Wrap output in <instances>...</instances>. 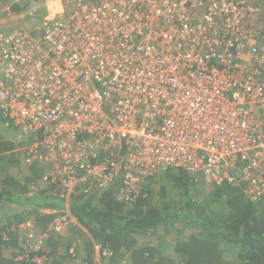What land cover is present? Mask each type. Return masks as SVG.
Here are the masks:
<instances>
[{
  "label": "built area",
  "instance_id": "obj_1",
  "mask_svg": "<svg viewBox=\"0 0 264 264\" xmlns=\"http://www.w3.org/2000/svg\"><path fill=\"white\" fill-rule=\"evenodd\" d=\"M17 5L38 25L6 26ZM1 16L0 125L61 197L119 186L133 201L182 169L264 202L260 0H17ZM61 217L20 223L11 258L50 264Z\"/></svg>",
  "mask_w": 264,
  "mask_h": 264
},
{
  "label": "trees",
  "instance_id": "obj_2",
  "mask_svg": "<svg viewBox=\"0 0 264 264\" xmlns=\"http://www.w3.org/2000/svg\"><path fill=\"white\" fill-rule=\"evenodd\" d=\"M260 2L264 7V0ZM1 115L0 112V117ZM3 131L4 128L0 125V170H6L5 176L0 180V213L8 214L4 221L9 222L2 225L0 221V264H29L17 262L7 256L18 245L16 227L31 216L38 226L46 228L63 213H47L41 208L66 207L79 221L91 228L93 237L102 247L113 252L111 259L116 260V256L123 257L131 252L136 257L135 264H168L163 256L155 254L152 249L137 248L138 238L152 234L160 225L177 228L175 224L181 221V228L184 229L186 223L194 224L201 228L200 235L202 233L204 236L199 238L194 235L189 240H176L175 249L185 259L184 264H264V202L250 201L240 186L227 183L216 187L212 196H215L214 200L221 207L220 213L212 214L207 213L201 205L203 200H193L189 194L190 181L196 176L182 169L156 175L133 201L119 198V186L93 193H85L77 188L71 194L68 206L66 199L61 197L60 191L55 187L36 188L30 192L25 188L27 182L24 181L27 177L24 180L23 175L19 177V173L12 170L9 172L2 165L5 162L14 163L18 170L22 160L19 144L14 137L7 135L10 132L4 134ZM28 167L36 179L42 178L46 170L40 163L29 164ZM171 176L180 184L179 189H185L187 201L178 206L173 205L175 202H168L164 206L155 205L152 194L154 185L160 178ZM33 178L30 176L29 179ZM162 191L164 199L167 191L165 185L162 186ZM23 204L26 206L22 212L11 211ZM69 226L70 232L75 225ZM180 230L182 229H178ZM72 236H75L74 233ZM72 236H68L66 244H60L65 238L57 237V233L48 238L50 264H67L74 260L90 263L86 257L78 255V240L75 242ZM63 244L67 247L66 250L58 248ZM73 247L75 256L71 252ZM225 251L233 252L232 260L226 257Z\"/></svg>",
  "mask_w": 264,
  "mask_h": 264
},
{
  "label": "rangeland",
  "instance_id": "obj_3",
  "mask_svg": "<svg viewBox=\"0 0 264 264\" xmlns=\"http://www.w3.org/2000/svg\"><path fill=\"white\" fill-rule=\"evenodd\" d=\"M12 1H17V0H0V7L4 4H8V3H11ZM261 1V0H260ZM15 11L18 12L19 16H18V22H8L6 24V26H11V25H14L15 23H19V24H23V25H27V26H30L33 24L34 25H38V22L39 21H33L32 17L26 13V11L24 12V9L22 6H16L15 7ZM6 19L5 16H1L0 17V20L1 19ZM5 132H10L9 134H7L10 138H13L14 135L12 133V131H6L4 130L3 133L6 134ZM19 157V156H18ZM20 159V157H19ZM3 166H5V168H7V170L10 172L11 170L12 171H15L17 173H19V177L20 175H23V178L25 180V177H27L26 181L24 182H27V185H26V190L32 192L34 191V189L36 188H49L51 186H49L50 184L46 183V181L44 180V178H33L34 176L31 175V173L29 172V169H28V164H26L25 162H23L21 160L20 164H19V169L17 170V168H15V164L14 163H9V162H5L2 164ZM6 171V170H5ZM4 170H0V180L5 176V172ZM30 176L34 179H29ZM42 177V176H41ZM160 181L157 182L155 185H154V191H152V194L154 196V199H153V202L155 203V205L157 206H164V204L168 203V202H175L173 205L175 206H178L180 204H183L187 201V198L185 196V189H179V186L180 185L177 181H176V178L174 179L172 176L171 177H167V178H160L159 179ZM22 182V183H24ZM165 185L167 187V191L165 192L166 193V197L164 199H162V186ZM216 189L215 186H212V185H208L204 180H203V177L202 176H197V177H194L192 179V181H190V193L193 200H203V203L201 204L204 208H205V211L207 213H217L219 212L220 213V210L219 208L221 206H218L219 203H217L214 199H215V196H212L214 194V190ZM70 200V198H69ZM69 200L66 199V204L69 206ZM161 202V203H160ZM25 204L19 206V207H16V208H12L11 211L12 212H22L25 208ZM224 207V206H223ZM7 211H8V208L6 207ZM55 210V209H54ZM60 211L63 213L62 217H61V223L62 224H66V225H63V227H61V233H64L65 236V240H62L60 241V244L61 243H66L68 240H66L69 236V238L72 236L71 232L67 231L68 227H67V224L68 226L71 225V224H78L79 225V228L82 229V230H85L83 231L85 234H88L91 233V228L85 224H83V222L79 221L75 215H73L71 213V211L67 210V207L66 208H62V209H56L55 211ZM3 212H5L3 210ZM12 213V214H14ZM8 216V214H1L0 213V219H3V220H0L1 221V224L2 225H6L9 221H4V219ZM30 221H32L35 225L37 224L35 222V219L33 217H29ZM56 219H54L53 221H55ZM182 222H178L175 224V227L177 226V228H168L169 230H173L171 232H177L178 229H182V231L179 233L180 236H183V237H186V238H191L193 237L194 235H196V237H199V238H202L204 237L203 234L201 233L200 235V232H201V228L200 227H197L195 226L194 224H185L186 227L183 229L181 228L182 226ZM188 225V226H187ZM70 227V226H69ZM66 228V229H64ZM80 232V231H79ZM179 232V231H178ZM84 237V235L82 236ZM204 239V238H203ZM92 242V241H91ZM79 243V242H78ZM85 244L84 243H79V247H83ZM99 246V243H95V248ZM16 249V248H15ZM15 249H12L9 251L8 253V257H11L13 252ZM80 256V254H78ZM225 255L226 257L229 259V260H232L233 258V252H230L228 253L227 251H225ZM113 262V261H112ZM78 263V262H77Z\"/></svg>",
  "mask_w": 264,
  "mask_h": 264
},
{
  "label": "crops",
  "instance_id": "obj_4",
  "mask_svg": "<svg viewBox=\"0 0 264 264\" xmlns=\"http://www.w3.org/2000/svg\"><path fill=\"white\" fill-rule=\"evenodd\" d=\"M1 21L2 19L0 20V22ZM74 225H75L74 228L70 230V232L72 233L71 235H73L74 233L75 236H72V237L74 238L75 242L78 240L79 243L81 242L85 244L83 247L78 246V250L80 252L79 253L80 256L86 257V259L90 262V264H100V263L102 264H135L136 257L134 256V253H131V252L127 253L123 257L116 256V260L111 259L113 255L107 258L101 257V251L98 249V247L95 248V243L97 244L99 242L90 233L85 234L83 232L85 230L80 229L78 224H74ZM167 228L164 225H160L155 229V232H153L152 234L147 235L145 237H139L137 248L152 249L155 254H160L161 256H163L167 260L166 262L168 264H173V263L174 264H184L185 259H183L182 255L179 254L175 249L176 240L177 239L178 240H189V238L179 235V233L182 230L179 232L177 231L176 233L175 232L173 233L171 232L173 230H169ZM67 231L69 230L67 229ZM83 235L84 237H82ZM63 236H65L64 233L57 234V237H63ZM64 244L63 246L61 247L59 246L58 248L61 250H66L67 247ZM72 249H74V247ZM47 251H48V247H47Z\"/></svg>",
  "mask_w": 264,
  "mask_h": 264
}]
</instances>
